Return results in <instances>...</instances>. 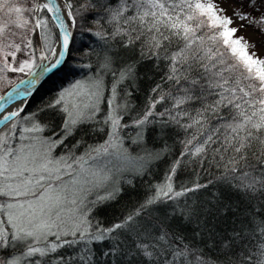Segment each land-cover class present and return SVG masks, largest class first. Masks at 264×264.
<instances>
[{
  "label": "snow or ice",
  "instance_id": "obj_1",
  "mask_svg": "<svg viewBox=\"0 0 264 264\" xmlns=\"http://www.w3.org/2000/svg\"><path fill=\"white\" fill-rule=\"evenodd\" d=\"M241 8L228 16L214 0H0V82L26 77L0 96V264H95L98 244L107 264H264V58L230 27L233 17L264 25V12ZM78 36L95 38L75 64L85 78L26 111L72 60ZM117 48L135 58L119 62ZM148 61L160 79L134 111ZM153 129L158 150L147 147ZM177 130L182 147L163 182L105 225L98 210L117 200L126 175L170 156ZM99 133L103 142L89 144ZM206 163L214 180L175 186L178 169ZM66 248L74 253L57 255Z\"/></svg>",
  "mask_w": 264,
  "mask_h": 264
},
{
  "label": "trees",
  "instance_id": "obj_2",
  "mask_svg": "<svg viewBox=\"0 0 264 264\" xmlns=\"http://www.w3.org/2000/svg\"><path fill=\"white\" fill-rule=\"evenodd\" d=\"M80 0H76V3H79ZM95 40L94 37H85L84 43H88ZM84 43L81 42L80 37H77V51L73 53L72 60L65 64L60 72L53 75L49 81H47L33 96L29 104L26 107V111L35 109L36 107L47 103L52 97L53 93L57 90V86L64 84H69L77 79L85 78L87 69H82L75 67L77 61L81 59L82 53L79 49L84 47ZM96 45L93 44V47ZM118 52L119 62L123 63L124 61H131L135 58L134 53H129L125 49H115ZM152 62L148 61L139 65V72L142 74L140 80L137 82L136 90L134 91L133 96L131 97L132 102L135 105L134 111L142 110L147 102L151 88L159 81L161 73L155 70H152ZM26 78V77H24ZM161 105H157V109L160 110ZM127 120L128 117H125ZM60 119L55 118V129L59 130ZM124 132H127L129 136L134 135V130L131 128L124 129ZM154 129L149 132L147 136V147L149 150L156 149L158 150L161 147V141L158 137L154 135ZM178 134H171L168 137V145L170 146V156L166 157L163 161L155 164L148 173L141 176H130L126 175L127 180L121 182V187L123 191L119 195L116 201L106 205L102 209H99L97 215L103 219L105 225H109L112 222L116 221L128 211L132 210L134 207L138 206L146 196H148L152 191V186L158 183L163 182L165 173L170 159H174L180 152L182 147L180 141L183 138V132L177 130ZM50 134V133H49ZM78 136L69 138L66 141L67 144H72ZM105 136L103 133L96 134L95 136H87L86 139L89 144L103 142ZM126 146L130 144V141L125 140ZM130 150L135 152H140L141 149L135 144L130 146ZM57 152H60V148H57ZM218 175V170L206 163L203 167H195L192 164H189L187 167L178 169L176 175L173 177V181L176 187L181 185H190L194 181L199 180L201 183H206L208 180H214ZM130 179V183L127 182ZM214 190L213 185H209L207 189H203L198 193L201 197H204L205 194H211ZM191 195V194H189ZM183 199V198H181ZM169 204H164L159 206L158 215H163L165 210H170ZM191 232V229H188ZM95 264H107L106 258L101 256V253L106 250L104 244L95 245ZM73 249H61L59 254L69 255L73 254Z\"/></svg>",
  "mask_w": 264,
  "mask_h": 264
},
{
  "label": "rangeland",
  "instance_id": "obj_3",
  "mask_svg": "<svg viewBox=\"0 0 264 264\" xmlns=\"http://www.w3.org/2000/svg\"><path fill=\"white\" fill-rule=\"evenodd\" d=\"M214 2H217L220 7L226 8L227 12L224 14L228 16H232L233 8L241 7V4H242V8H241L242 11L252 12V15L257 18L260 17L261 12H264V8H262L260 12H255L249 9L247 0H214ZM242 24L244 25L243 27H241ZM230 27L239 29V31L235 33V36L244 37V39L249 43V48H248L249 53L254 52L256 53L257 56L264 58V31L261 30V28H264V25L258 26L256 24H249L247 21H240L235 17H233V24ZM17 59H19V55ZM8 76L11 77L12 83L8 84L7 82H0V96H3L9 89H11L14 85H16L21 79H24L25 77L19 73H8ZM70 84L71 83L64 84L63 86L61 85L57 86V90L53 93L52 97L49 99L52 100L62 88L70 86ZM127 177L128 176H125L122 181H126Z\"/></svg>",
  "mask_w": 264,
  "mask_h": 264
},
{
  "label": "water",
  "instance_id": "obj_4",
  "mask_svg": "<svg viewBox=\"0 0 264 264\" xmlns=\"http://www.w3.org/2000/svg\"><path fill=\"white\" fill-rule=\"evenodd\" d=\"M62 68H63V67H62ZM62 68H61V69H62ZM61 69L58 70V71H56V72H54L53 74H50L46 79H44V80L41 82V84L38 86V89L36 90V92H37V91H38V90H39V89H40V88H41V87H42L47 81H49V79H50L53 75H55V74H57L58 72H60ZM24 79H25V78H24ZM18 83H19V82H18ZM18 83H17V84H18ZM17 84H16V85H17ZM16 85H14L11 89H9L4 95H6L9 91H11ZM36 92L34 93V95L36 94ZM4 95H3V96H4ZM34 95H33V96H34ZM33 96L30 97L29 102H30V100L33 98ZM29 102H28V104H29ZM28 104H27V105H28ZM12 106H14V105H12ZM12 106H10L9 109H10ZM26 107H27V106H26ZM9 109H8V110H9Z\"/></svg>",
  "mask_w": 264,
  "mask_h": 264
},
{
  "label": "bare ground",
  "instance_id": "obj_5",
  "mask_svg": "<svg viewBox=\"0 0 264 264\" xmlns=\"http://www.w3.org/2000/svg\"><path fill=\"white\" fill-rule=\"evenodd\" d=\"M13 107H15V105H14V106H12V107L9 109V111H10V110H12V108H13Z\"/></svg>",
  "mask_w": 264,
  "mask_h": 264
}]
</instances>
